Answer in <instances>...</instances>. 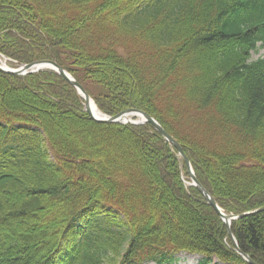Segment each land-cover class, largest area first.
<instances>
[{"label":"trees","instance_id":"16d2710c","mask_svg":"<svg viewBox=\"0 0 264 264\" xmlns=\"http://www.w3.org/2000/svg\"><path fill=\"white\" fill-rule=\"evenodd\" d=\"M264 0H0V53L154 116L227 214L264 206ZM90 85L94 88L91 89ZM151 123L62 75L0 71V264H249ZM264 264V211L235 219Z\"/></svg>","mask_w":264,"mask_h":264},{"label":"water","instance_id":"95a60500","mask_svg":"<svg viewBox=\"0 0 264 264\" xmlns=\"http://www.w3.org/2000/svg\"><path fill=\"white\" fill-rule=\"evenodd\" d=\"M44 69L54 70L60 75H62L66 80H68L79 92V94L85 99V106L86 111L91 115V117L98 121L104 123H134V124H144V123H151L161 134L162 136L171 143L179 152L181 158L185 161L189 176L191 178V184L195 186L201 194L205 197L207 202L215 208L218 214L222 217L225 223L228 226V234L232 239L236 249L245 257V259L250 264H257L247 253H244L241 248L239 247L238 240L234 235L232 230V222L235 219L247 216L252 213H256L259 211H264V206L260 207L259 209L252 211V212H245L240 215L237 214H227L223 211V209L218 204L215 197L201 184L199 181L193 165L185 153L182 145L171 135L167 132V130L163 127V125L152 115L145 112L144 110L137 109V108H128L124 111L117 113L116 115H108L100 110V114H95L93 111V104L97 107V103L94 98L90 95V93L86 90V88L73 76V74L69 71L68 68L61 66L55 60H38L32 63L23 64L19 67H10L6 66L3 63H0V71L10 73V74H17V75H27L30 73H35ZM99 108V107H98ZM137 117V118H134Z\"/></svg>","mask_w":264,"mask_h":264},{"label":"rangeland","instance_id":"374dc122","mask_svg":"<svg viewBox=\"0 0 264 264\" xmlns=\"http://www.w3.org/2000/svg\"><path fill=\"white\" fill-rule=\"evenodd\" d=\"M259 57H264V49L263 48L259 52L254 53L255 59H257ZM11 63H12V61L8 60V64L10 66H13ZM90 88L93 89L94 86L90 85ZM203 260H204V257L202 255L182 252V253H180L174 257L173 264H201L203 262ZM145 264H158V263L155 261H148ZM211 264H224V263L216 258L214 260V262Z\"/></svg>","mask_w":264,"mask_h":264},{"label":"bare ground","instance_id":"6f19581e","mask_svg":"<svg viewBox=\"0 0 264 264\" xmlns=\"http://www.w3.org/2000/svg\"><path fill=\"white\" fill-rule=\"evenodd\" d=\"M1 59H2V61H3V64H5V65H8V61H7V59H5L4 57H1ZM93 111L95 112V114H100V110H99V108L95 105V104H93Z\"/></svg>","mask_w":264,"mask_h":264}]
</instances>
